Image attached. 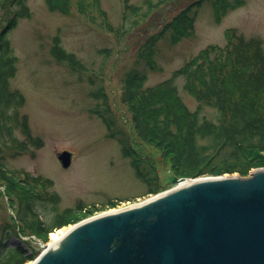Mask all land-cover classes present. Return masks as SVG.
Segmentation results:
<instances>
[{
    "label": "rangeland",
    "instance_id": "obj_1",
    "mask_svg": "<svg viewBox=\"0 0 264 264\" xmlns=\"http://www.w3.org/2000/svg\"><path fill=\"white\" fill-rule=\"evenodd\" d=\"M80 1L84 2V15L76 8L71 13L50 11L45 0H27L31 16L21 18L8 34L17 56V71L10 85L26 97L21 113L28 115L33 134L41 136L44 145L35 149V155L24 152L4 161L11 171L23 170L53 180L54 184L48 190L59 194L61 210L74 209V219L78 221L127 208L176 186L169 182V177L174 174L172 158L164 157L152 143L141 142L135 137L130 121L131 104H122L120 96L123 74L138 61V49L145 38L196 0H130L140 8L141 19L131 14L127 20L122 0H100L115 28L112 32L98 25L101 18L93 0L74 2L78 5ZM197 1H200L199 6L193 7L194 11L197 10L196 17L186 34L171 43L166 37L170 33L167 30L166 36L158 41L155 59L159 68L146 69V86L170 78L175 70L211 45L216 46L211 57L222 55L230 29H236L246 37H261L264 42V0H245L240 6L229 9L219 20L215 0ZM2 23L0 17V26ZM123 28H129L130 32L121 34ZM56 35L67 51L74 52L87 64L88 72L81 74L53 57L50 48ZM139 65L146 68L143 60ZM184 83L183 76L177 78L179 94L189 110H196L199 103L184 89ZM100 87L107 95L110 109L134 136V142L137 141L133 143L139 151L152 157L160 175L162 188L159 192L152 193L149 184L137 177L131 159L123 155L119 141L108 136L105 123L93 111L96 107H103V98L94 94ZM201 115L216 120L218 112L213 107L204 106ZM63 150L73 154L72 164L67 168L58 157ZM261 154L264 156V151ZM0 190V224L8 220L13 222L17 204L9 201L4 186H0ZM79 208L83 209L77 210ZM51 209L40 208L44 218L50 220ZM71 224L74 223L66 226ZM19 234L28 239L33 248H39L41 240L32 234H21L20 231ZM5 244L24 246L22 238L15 234L6 238ZM31 261L33 259L29 257L26 260Z\"/></svg>",
    "mask_w": 264,
    "mask_h": 264
},
{
    "label": "trees",
    "instance_id": "obj_2",
    "mask_svg": "<svg viewBox=\"0 0 264 264\" xmlns=\"http://www.w3.org/2000/svg\"><path fill=\"white\" fill-rule=\"evenodd\" d=\"M74 1L45 0V3L50 11L71 13L76 8L84 15V2L77 5ZM122 1L126 20L131 14L141 19L137 5L130 0ZM244 1L215 0L218 20ZM199 4L196 0L145 38L138 49V61L123 74L120 100L124 105L131 104L130 121L135 137L141 142L152 143L164 157H171L175 175L199 177L238 173L247 176L254 168L264 167L261 154L264 151V42L261 37H246L236 29H230L222 55L211 57V53L216 52V46L211 45L175 70L170 78L153 86L145 85L146 69L159 68L155 59L158 41L166 36L167 30L170 33L166 37L171 43L181 39L193 25L197 12L193 7ZM93 5L101 18L98 25L110 32L115 30L100 0H93ZM30 16L27 0H0L3 22L0 26V186L5 187L4 194L9 201L17 204L14 221L0 224V264H24L28 257L35 259L40 252L28 239L22 240L24 246H7L6 238L11 234L19 237L20 231L46 242L51 232L78 221L74 219V209L61 210L59 194L48 190L53 186V180L23 170L11 171L4 162L6 158L24 152L35 155V149L44 145V139L33 134L28 115L21 113L26 97L10 85L17 71V56L8 34L21 18ZM128 32L129 28H123L121 34ZM50 50L58 62L81 74L88 72L87 64L74 52L67 51L59 36L53 38ZM140 60L144 61L145 69L139 65ZM182 76L184 89L199 103L196 110H189L179 94L176 80ZM94 94L103 98V107L93 111L105 123L108 136L119 141L122 153L131 159L137 177L149 184L152 193L159 192L162 188L160 175L152 157L139 151L134 136L110 109L103 87ZM204 106L217 110L216 120L201 115ZM1 197L0 190V202ZM48 207H52L50 220L40 211V208L46 210Z\"/></svg>",
    "mask_w": 264,
    "mask_h": 264
},
{
    "label": "water",
    "instance_id": "obj_3",
    "mask_svg": "<svg viewBox=\"0 0 264 264\" xmlns=\"http://www.w3.org/2000/svg\"><path fill=\"white\" fill-rule=\"evenodd\" d=\"M58 157L71 165L69 150ZM169 178L170 190L69 225L32 264H264V167Z\"/></svg>",
    "mask_w": 264,
    "mask_h": 264
},
{
    "label": "bare ground",
    "instance_id": "obj_4",
    "mask_svg": "<svg viewBox=\"0 0 264 264\" xmlns=\"http://www.w3.org/2000/svg\"><path fill=\"white\" fill-rule=\"evenodd\" d=\"M72 161H73V158H72ZM183 184L184 183H180L179 185H183ZM133 205H135V204H133ZM67 229H68V226H66L65 228H60V229H57V230L51 232L49 235L51 244H53V245H55V243L57 244V242H54V241H58L60 239V237L67 231ZM24 264H32V262H26Z\"/></svg>",
    "mask_w": 264,
    "mask_h": 264
}]
</instances>
